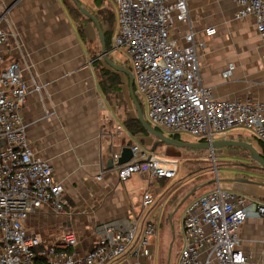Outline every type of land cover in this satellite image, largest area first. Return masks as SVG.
<instances>
[{
	"label": "crops",
	"instance_id": "obj_1",
	"mask_svg": "<svg viewBox=\"0 0 264 264\" xmlns=\"http://www.w3.org/2000/svg\"><path fill=\"white\" fill-rule=\"evenodd\" d=\"M186 2L196 37L204 43L197 47L203 85L218 98L264 103V37L258 34L254 18L236 17L234 0ZM0 25L10 32L5 56L19 62L28 84L22 116L29 146L50 163L53 178L62 184L69 202L61 212L42 205L29 216L27 230L51 242L70 229L77 238L76 250L83 253L96 244L95 227L99 223L135 218L142 225L156 219L149 256L136 252V239L125 254L105 264H161L163 249H167L169 258L175 240L173 217L178 212L177 264L184 244V208L196 197L194 191L211 181L182 183L185 179L174 180L177 174L152 179L144 169L125 180L118 179L120 164L113 162L111 154L119 157L122 148L132 142L141 144L142 139L145 145L155 139L150 135H130L122 125L124 115L103 100L87 46L78 37L61 0H0ZM208 26L215 28L209 36L204 33ZM95 28L91 21L84 28L92 44L97 41ZM181 35V31L171 32L183 43ZM229 63L234 67L230 77L224 78L221 73ZM227 139L235 138L227 135ZM227 150L230 149L216 151L226 157ZM155 151L180 158L172 145H159ZM254 172L260 178L240 175L239 178L250 179L245 181L228 176L221 188L264 205V171ZM146 190H151L154 201L142 208ZM238 248L248 255L251 264H264V216L243 222Z\"/></svg>",
	"mask_w": 264,
	"mask_h": 264
},
{
	"label": "built area",
	"instance_id": "obj_2",
	"mask_svg": "<svg viewBox=\"0 0 264 264\" xmlns=\"http://www.w3.org/2000/svg\"><path fill=\"white\" fill-rule=\"evenodd\" d=\"M111 1L117 10L110 51L125 53L152 126L172 134L186 132L203 138L200 142L214 140V133L227 138V130L240 126L264 142L263 102L218 98L203 85L197 47L204 43L196 37L186 0ZM234 1L235 16L251 15L264 37V0ZM173 30L181 31L183 43L171 36ZM204 33L212 35L215 28L205 27ZM9 35L0 25V264H105L125 254L136 239V252L149 256L156 219L142 225L135 218L99 223L96 244L83 253L76 250L77 238L70 229L51 242L27 230L29 216L42 205L61 212L69 202L62 184L53 178L50 163L29 146L22 116L28 84L19 62L5 56ZM233 67L229 63L222 76L230 77ZM129 148L130 160L117 168L119 180L143 169L152 179L176 174L178 158L151 152L136 141ZM111 157L117 162L118 154ZM153 201V193L146 190L141 207ZM262 216L263 204L233 194L217 182L184 208V244L177 264H251L238 248L239 230L246 219Z\"/></svg>",
	"mask_w": 264,
	"mask_h": 264
},
{
	"label": "rangeland",
	"instance_id": "obj_3",
	"mask_svg": "<svg viewBox=\"0 0 264 264\" xmlns=\"http://www.w3.org/2000/svg\"><path fill=\"white\" fill-rule=\"evenodd\" d=\"M65 2L69 7L71 6V1L65 0ZM78 2L80 3L82 7H84L89 12L95 11L103 6H107L111 8L112 11L114 12V15H116L117 9H116L115 4L111 0H78ZM114 17L116 18V16ZM73 22L74 24H78V19L77 20L74 19ZM89 22L90 21L88 20L87 21L84 20L83 22L84 28L86 24ZM96 33H97V30H96ZM112 34L114 33L112 32ZM96 37H97V41H95V43L92 44L87 40L86 35H84V38H85L84 43L87 46V51L91 59V62L94 60H97L98 64H101L111 69L106 64V62L103 60V57L101 56L100 41H99L97 34H96ZM108 56H110L111 60L114 63L131 69L130 62L127 61L126 55L121 49H113L112 51L109 52ZM118 75H119L121 86H122V91H123L122 94L125 100L122 101L120 99L121 105L118 106L116 99L113 97V94H110V93L107 94L106 99H104L102 95L103 100L108 101V104H110V106L113 109H116L117 113L119 111L121 115H124V111H126L130 115L134 116L136 115V112H135L134 106L132 104V101L128 93V77L122 72H118ZM134 93L136 94V97H138V99L142 103L141 108H142L144 118L148 120L143 97L139 95L135 89H134ZM160 130L165 135L169 136L171 134L162 129ZM225 134L231 138H235L236 140L241 139V141H245L251 144L258 151H260L257 138L254 137L253 134L245 128L235 126L227 130ZM150 136L156 140L154 136L152 135ZM212 138L215 140V139L222 138V136L220 134L214 133L212 134ZM177 139L180 141H187V142H200L203 138H196L186 132H179L177 133ZM141 144L143 145V141H141ZM151 145L152 144L146 143L143 146L147 150H150ZM157 149L158 147L156 148V150ZM175 149L177 150V153L175 155L180 156V158L176 156L178 158V167H177V173H176L177 175L174 178L175 181L179 178L182 180L185 179L182 183H186V182L191 183L192 181V184H201L207 181H211L203 185L199 189H196L194 191V193L196 194L195 196H198L210 190L217 182L222 187L226 182H228L225 179L228 176L239 177L240 175L241 176L244 175V176L253 177V178H260L257 175H255L254 168L252 167L253 164L251 160L248 158L247 152L236 151V150L230 149V150H227L228 153H226V157H222L221 155L217 154L216 150L218 148L214 149L212 152L209 149H198V148H190V147H175ZM227 154L229 155L227 156ZM167 155H170V154H167ZM261 179H264V178H261ZM194 188L195 186L191 189H194ZM178 222H179V213L176 212V214L173 217L175 240L169 250L170 259L168 258V256L166 257L167 249L166 248L163 249V252L161 255V264H175L176 252H177V249L180 243L179 238H178L179 229H180Z\"/></svg>",
	"mask_w": 264,
	"mask_h": 264
},
{
	"label": "trees",
	"instance_id": "obj_4",
	"mask_svg": "<svg viewBox=\"0 0 264 264\" xmlns=\"http://www.w3.org/2000/svg\"><path fill=\"white\" fill-rule=\"evenodd\" d=\"M62 4L64 5V8L68 14V16L71 18V20L74 21V19H78V24H74L76 28V32L78 37L84 41V25L83 22L84 20L91 21L90 18L85 16L83 13L80 12L79 8L76 6L73 0L71 1V6L69 7L65 0H61ZM90 13L95 17V19L98 21L100 24V27L103 31L104 39H105V50L109 52L111 50V38H112V32L115 33L116 29V18L114 16V12L112 11L111 8L107 6H103L95 11H90ZM74 23V22H73ZM76 23V22H75ZM110 57V56H109ZM92 69L94 72V75L97 79L99 89L104 97L106 99L107 94H113V97L116 99V102L118 106L121 105V101H124V97L122 94V86L120 82V78L117 72L109 69L106 66H103L101 64L97 63V60L92 61L91 63ZM135 89V86H134ZM138 99V97H136ZM106 101V100H105ZM140 106L142 107L141 101L138 99ZM108 103V101H106ZM122 125L124 129L130 134V135H150L145 128L141 125L139 120L137 119L136 115L132 116L126 111H124V116L122 119ZM156 129L160 130L157 126H153ZM161 131V130H160ZM172 138L177 139V134H170L169 135ZM141 141H143L141 139ZM259 149H260V155L264 159V142L261 141L260 139L257 138ZM231 150H240L247 152L246 149L241 148V147H228Z\"/></svg>",
	"mask_w": 264,
	"mask_h": 264
},
{
	"label": "water",
	"instance_id": "obj_5",
	"mask_svg": "<svg viewBox=\"0 0 264 264\" xmlns=\"http://www.w3.org/2000/svg\"><path fill=\"white\" fill-rule=\"evenodd\" d=\"M76 6L79 8L80 12L83 13L85 16L91 19L92 23L95 25L98 38L100 41V51L101 56L103 57V60L106 62V64L115 72H122L128 77V93L130 96V99L132 101V104L134 106L136 117L141 123V125L145 128V130L152 136L156 138V140L152 143L150 147V151L153 152L156 150V148L159 145H172L175 147H190V148H198V149H209L211 152L216 148H226V147H241L248 151L249 159L251 160L253 164L254 169L262 170L264 171V159L260 155V153L257 151L255 147H253L251 144L241 141V140H235V139H216L212 141H205V142H187V141H180L178 139L172 138L168 135L163 134L160 130L153 127L143 116L142 108L140 106V103L138 99L136 98V95L134 93V79L132 72L129 70V68L125 66L118 65L114 63L111 58L108 56V51L105 50V39L103 35V31L100 27V24L95 19V17L84 7L80 5L78 0H73ZM132 154L130 151V148L125 146L122 148L121 155L117 159L118 164H123L130 160ZM254 162V163H253ZM237 180H245L250 181V179L245 178H236Z\"/></svg>",
	"mask_w": 264,
	"mask_h": 264
}]
</instances>
